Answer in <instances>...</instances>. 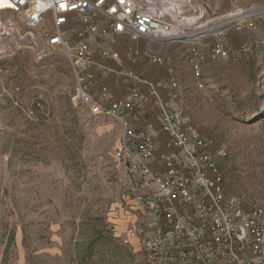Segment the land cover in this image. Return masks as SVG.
Instances as JSON below:
<instances>
[{
	"label": "rangeland",
	"instance_id": "374dc122",
	"mask_svg": "<svg viewBox=\"0 0 264 264\" xmlns=\"http://www.w3.org/2000/svg\"><path fill=\"white\" fill-rule=\"evenodd\" d=\"M255 5L264 6V0H193L182 7L186 19H198L184 33L213 26L189 35L191 40L205 37L199 44L204 52L219 42L252 49L247 57L206 60L199 76L190 64V40L120 38L114 47L120 63H105L154 84L167 85L174 72L181 86L177 104L210 141L225 195L244 198L246 208L264 209V50L250 31L220 35L227 21L241 18V13L229 20L228 15ZM135 49H148L169 63L155 66L141 59L132 64L128 54ZM0 66L10 69L1 76L4 87H23L26 105L43 97L53 114L50 124H33L0 98V264H142L130 231L131 205L142 183L114 158L123 126L73 105L75 77L62 53L38 63L33 50L23 49ZM19 71V79L11 76ZM96 74L117 98L131 86L122 77ZM140 89L145 92L147 86ZM161 96L168 100L166 90ZM158 117L152 99L142 125L159 128Z\"/></svg>",
	"mask_w": 264,
	"mask_h": 264
},
{
	"label": "built area",
	"instance_id": "2783aa9c",
	"mask_svg": "<svg viewBox=\"0 0 264 264\" xmlns=\"http://www.w3.org/2000/svg\"><path fill=\"white\" fill-rule=\"evenodd\" d=\"M192 1L175 0L176 5L169 7L165 0H0V61L23 49L33 50L38 63L64 54L76 82L73 105L123 126L114 158L142 183L135 189L130 221L144 256L142 264H264V209L246 208L244 198L225 195L210 141L177 104L181 86L174 72L167 85L154 84L105 63H120L114 50L120 38L154 43L190 40L189 60L197 76L208 59L252 53L247 45L233 49L224 42L210 46L209 53L201 50L205 37L191 40L184 33L188 21L182 7ZM239 11L241 18L227 21L220 35L225 37L232 29L250 31L264 50V6ZM128 59L132 64L141 59L155 66L169 63L148 49L132 50ZM96 72L131 82L126 95L117 98L99 82ZM9 73L7 66H0L5 101L30 123L50 124L53 114L43 97L35 96L26 105L21 99L23 87H4L1 76ZM11 76L19 79L20 71ZM140 85L147 86L145 92ZM161 90H166L168 100ZM152 99L159 128L142 125Z\"/></svg>",
	"mask_w": 264,
	"mask_h": 264
},
{
	"label": "bare ground",
	"instance_id": "6f19581e",
	"mask_svg": "<svg viewBox=\"0 0 264 264\" xmlns=\"http://www.w3.org/2000/svg\"><path fill=\"white\" fill-rule=\"evenodd\" d=\"M174 1L175 0H165V2H166V4H167V6H169V7H173L174 5H176V4H174ZM184 1V0H183ZM178 6V5H177ZM181 10V9H180ZM180 10H178L177 11V13H176V15H179V14H181V12H180ZM240 13L241 12H239V13H237V14H235V15H228L227 16V18L228 19H230V18H233V17H239L240 16ZM197 18L196 19H187V24H188V26H191L192 24L193 25H195V24H198V22H197ZM221 24H223V23H219L218 25H221ZM215 27V26H214ZM213 28V26H207V25H202L199 29H197V30H195V32H193V33H191V34H189L190 36L191 35H195V34H198V33H200V32H202V31H206V30H211Z\"/></svg>",
	"mask_w": 264,
	"mask_h": 264
},
{
	"label": "crops",
	"instance_id": "0c3cea01",
	"mask_svg": "<svg viewBox=\"0 0 264 264\" xmlns=\"http://www.w3.org/2000/svg\"><path fill=\"white\" fill-rule=\"evenodd\" d=\"M1 85V84H0ZM2 97V95H0V98ZM7 102V101H6Z\"/></svg>",
	"mask_w": 264,
	"mask_h": 264
}]
</instances>
